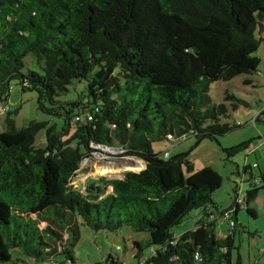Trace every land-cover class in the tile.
Wrapping results in <instances>:
<instances>
[{
  "label": "trees",
  "instance_id": "1",
  "mask_svg": "<svg viewBox=\"0 0 264 264\" xmlns=\"http://www.w3.org/2000/svg\"><path fill=\"white\" fill-rule=\"evenodd\" d=\"M263 25L264 0H0V102L14 79L22 91L37 94L41 110L46 101L58 105L56 98L73 81L87 83V103L65 109L64 125L69 129L73 121L74 134L63 141L51 128L44 149L35 146L44 124L18 128L17 112L6 113L0 264L11 262L13 249L36 262L61 255L74 263L80 222L95 232L128 227L147 233L148 245L158 249L144 264H241L239 254L233 258L238 203L222 213L234 223L229 234L215 233L210 206L216 207L212 194L221 176L210 167L194 171L187 153L163 159L152 146L184 135L197 143L216 140L239 127L221 123L228 106L213 103L209 87L258 72L256 30ZM28 55L42 73H23ZM225 100L235 101L233 108L247 105L233 95ZM74 108L79 112L73 114ZM98 146L118 148L145 169L70 185ZM248 148L244 142L226 151L231 156ZM247 171L254 180L249 166ZM258 178L260 186H252L243 201L253 218L250 204L264 188V171ZM194 209L205 219L174 237L172 228ZM134 246L139 258L143 246Z\"/></svg>",
  "mask_w": 264,
  "mask_h": 264
},
{
  "label": "rangeland",
  "instance_id": "2",
  "mask_svg": "<svg viewBox=\"0 0 264 264\" xmlns=\"http://www.w3.org/2000/svg\"><path fill=\"white\" fill-rule=\"evenodd\" d=\"M256 37L261 42L255 55L261 63L258 67L260 75L255 77L257 80H254V84L245 83L253 75H239L227 82H213L209 87L212 102L225 103L228 106V115L221 119V123L235 126L239 122L240 126L217 137L216 140L205 139L197 143L196 138L190 135L183 140H162L152 146L153 152L163 159L187 153L194 171L210 167L221 176L222 185L212 194V202L216 207L210 206L212 219L216 222L215 233L218 238H224L229 234L231 228L229 222L222 217V213L238 203L240 207L236 214L234 234V245L237 250L233 251V258L236 259L239 254L241 264H264V188L259 190L256 199L250 204V208L256 212V218L249 215L243 206L246 192L252 189V186H260L256 182L259 180V170L253 168V164L258 163L261 170H264V143H261L264 142V138L262 139L264 136V25L263 30L259 28L256 30ZM24 62L23 73L29 70L42 73L33 55H28ZM86 91L87 83L75 80L68 86L65 94L56 98L58 105H51L46 101L43 102L46 110H41L37 94L31 90L22 91L19 82L14 79L10 82L7 99L0 102V133L4 130L3 120L9 111L17 112L13 118L18 128L27 127L32 121L44 124L35 136L36 148L46 147L45 133L51 128L61 136L63 141L70 139L76 126L71 121L70 128L65 127V109L71 102L80 101L86 104ZM227 95H233L247 105H236L233 108L236 102L226 101ZM78 112L77 108L73 109V114ZM252 119H255L254 123L251 122ZM81 122H84L83 116H81ZM244 142H249L248 149L228 155L226 149ZM119 151L118 148H114L112 152L102 146L96 147L93 155L82 161L70 185L79 188L88 179L100 177L118 179L128 170L139 172L144 169L141 163L136 165L135 158L124 156ZM165 153L167 156H164ZM129 158L134 160L133 165L128 163ZM246 166L251 168L254 180L251 179L250 171L244 173ZM184 174L186 176L189 174L186 169ZM200 219H205L201 209L190 211L180 224L172 228V235L179 237L192 230ZM134 242H139L143 246L139 258L136 257L137 249ZM148 244L147 233H136L128 227H122L116 232H95L80 222V240L74 249V263L65 260L61 255L47 262H36L26 257L20 249H13L11 262L5 264H113V261L115 264H144L158 249Z\"/></svg>",
  "mask_w": 264,
  "mask_h": 264
},
{
  "label": "built area",
  "instance_id": "3",
  "mask_svg": "<svg viewBox=\"0 0 264 264\" xmlns=\"http://www.w3.org/2000/svg\"><path fill=\"white\" fill-rule=\"evenodd\" d=\"M6 110H7V109H6ZM251 122L254 123V122H255V119H252ZM237 125L240 126V123L238 122ZM186 138H188L187 135H184V136L181 138V140L186 139ZM168 139L172 140L171 137H168ZM98 147H99V146H98ZM95 148H96V147H95ZM105 148H106V147H105ZM107 149H108V150H112V152H113V149H114V148H110V149L107 148ZM119 152L123 154V151H122V150H120ZM93 153H94V152H93ZM92 155H93V154H92ZM164 156H167V154L165 153ZM86 159H87V158H86ZM86 159H84L83 161H85ZM133 159H134V158H133ZM134 160H135L136 165H138L137 162H139V161H138L137 159H134ZM224 216H225L226 219L230 218L229 213H226ZM233 224H234V223H233V221H232V222L229 223V226H233Z\"/></svg>",
  "mask_w": 264,
  "mask_h": 264
},
{
  "label": "crops",
  "instance_id": "4",
  "mask_svg": "<svg viewBox=\"0 0 264 264\" xmlns=\"http://www.w3.org/2000/svg\"><path fill=\"white\" fill-rule=\"evenodd\" d=\"M260 75V73H259V71L256 73V74H254L253 76H252V78L251 79H249L248 81H249V83L248 84H254V80H257L255 77H257V76H259ZM263 80H264V76H263ZM264 138V136H262V139ZM264 141V140H263ZM261 143H264V142H261ZM261 146V145H260ZM140 161H139V164L138 165H140ZM142 164V163H141ZM256 165H257V168H258V170H261V167H260V165L258 164V163H255ZM254 165V164H253ZM141 167H144V164H142V166ZM262 171V170H261ZM264 171V170H263ZM252 174V173H251ZM236 216V215H235Z\"/></svg>",
  "mask_w": 264,
  "mask_h": 264
},
{
  "label": "water",
  "instance_id": "5",
  "mask_svg": "<svg viewBox=\"0 0 264 264\" xmlns=\"http://www.w3.org/2000/svg\"><path fill=\"white\" fill-rule=\"evenodd\" d=\"M129 157V156H128ZM138 161H140V160H138ZM142 164H144V162H142V161H140ZM128 163L130 164V165H133V163H134V160H131V158H129V160H128ZM144 169H145V164H144ZM143 169V170H144ZM128 171H131V170H128ZM132 172H135V171H132ZM118 179H123V175H121V177L120 178H118Z\"/></svg>",
  "mask_w": 264,
  "mask_h": 264
}]
</instances>
